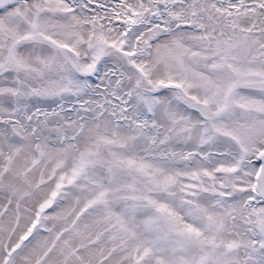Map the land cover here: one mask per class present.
Returning <instances> with one entry per match:
<instances>
[{"label": "snow or ice", "instance_id": "snow-or-ice-1", "mask_svg": "<svg viewBox=\"0 0 264 264\" xmlns=\"http://www.w3.org/2000/svg\"><path fill=\"white\" fill-rule=\"evenodd\" d=\"M0 264H264V0H0Z\"/></svg>", "mask_w": 264, "mask_h": 264}]
</instances>
